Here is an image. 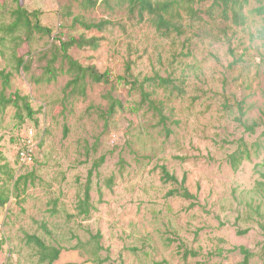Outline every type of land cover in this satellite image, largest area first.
Wrapping results in <instances>:
<instances>
[{
    "label": "rangeland",
    "instance_id": "rangeland-1",
    "mask_svg": "<svg viewBox=\"0 0 264 264\" xmlns=\"http://www.w3.org/2000/svg\"><path fill=\"white\" fill-rule=\"evenodd\" d=\"M82 1L0 0V36L19 6L41 11L52 28L31 38L19 32L0 45V70L11 73L7 87L0 81V182L9 194L0 204V264H46L29 242L33 235L61 248L54 264H242L240 246L253 253L249 264H264V178L255 167L264 161V15L252 12L258 0L244 7L243 25L225 19L211 0H190L180 35L162 34L148 15L138 21L120 0L92 8ZM74 15L114 24L86 30L72 24ZM82 34L100 37L99 48L69 53L109 72L111 82L88 78L85 95L73 92L60 55L56 80L42 81L59 40ZM20 57L28 70L18 66ZM156 74L181 88L155 96L165 103L169 135L153 111L137 108L141 94L131 84ZM16 93L28 97L33 117L21 102H2ZM110 97L122 103L113 114ZM239 103L243 119L257 122L255 132L237 120ZM31 126L34 161L20 165L21 136ZM245 145L251 157L234 170L229 155ZM101 157L84 217L78 201ZM162 164L179 180L187 175L195 199L168 195L180 184L162 181Z\"/></svg>",
    "mask_w": 264,
    "mask_h": 264
},
{
    "label": "trees",
    "instance_id": "trees-1",
    "mask_svg": "<svg viewBox=\"0 0 264 264\" xmlns=\"http://www.w3.org/2000/svg\"><path fill=\"white\" fill-rule=\"evenodd\" d=\"M211 7L219 9L221 15L227 19L231 20L235 25H243L246 23L247 15L244 12V7L250 2L249 0H211ZM108 3L109 0H104ZM260 3L257 7L252 9L253 13L258 15H264V0H258ZM98 3V0H83V8H92L95 7ZM120 3H127V8L129 13L139 17L138 21H144L145 16L148 15V20L164 35H171L176 33L178 35L184 32L182 19L183 13L181 9L185 8V4H190V0H120ZM189 10L196 14V11L190 5ZM41 11L33 10L30 11L25 7L19 6L18 8L12 11V21L10 23H2L1 30L4 31V35L0 36V45L4 44L8 37L12 41H17L20 35H17L19 32H24L27 38H31L33 33H39L44 35H49L52 33V28L43 25L40 19ZM73 25H81L86 30H97L104 31L108 28L109 25L114 24V21L110 19H102L100 21H88L83 18L81 15H74L72 19ZM100 37L91 36L86 37L84 34L79 37L70 36L66 40H59V44L55 45V49L52 53V57L48 59L47 65L44 68L43 75L41 80L45 82H52L56 80L58 76V68L55 67L54 63L58 58V55L61 56L62 62L65 63L67 71L71 73L72 79L68 82V85L72 87L73 92H79L82 95L86 93V87L88 85L87 79H91L94 82H111V76L109 72H100L96 66L88 65L85 66L75 59L70 53L69 50L72 47L85 48L90 47L92 49H97L100 46ZM18 66L22 67L24 70H28L30 66L28 61L24 57L18 58ZM11 73L6 72L5 70H0V81L2 85L7 87L10 83ZM134 88L139 89L141 94V100L137 105V108L146 107L148 110L153 111V113L159 118V123H161L164 128L167 130V135L170 134V130L167 127L168 117L165 115V103L163 100L156 98L155 96L158 93L159 89L171 90L177 89L181 91V88L176 85L175 81L170 77H162L158 74L144 77L142 80L135 79L131 82ZM111 105L109 108V114H113L116 110V106H121L122 103L116 100L113 97H110ZM2 102L12 103L14 105H19V102L22 103V106L26 109L29 116L33 117L35 111L31 107L28 97L15 94V97H6L2 96ZM239 111L241 115L237 117V120L245 128L246 131L251 133L255 132L257 125L256 121L249 123L247 119H243L245 116V111L243 104H238ZM22 149V144L20 143V148L17 152L18 162H19V152ZM251 157V151L247 145L245 147H239L238 150L229 155V162L234 170H238L240 164L244 158ZM104 162V157H101L99 160L94 162L93 167L88 172V178L84 185V194L78 201L77 209L78 214L84 217H87L90 212L93 204L91 202V190H92V177L94 171ZM20 164V163H19ZM258 172L262 178H264V161L255 165ZM161 171V179L165 183H179V187L172 189L168 192L170 196H179L186 199H195L194 195L186 186L187 175L184 174L182 179L179 178L168 169L167 165H159ZM13 173V171H12ZM13 178V175H9ZM21 178L20 177L14 182V186L18 185ZM1 179V178H0ZM1 181V180H0ZM107 185L112 186L114 178L110 177L107 180ZM7 181L0 182V204H6L9 199V194L6 190ZM242 232V231H241ZM243 231L242 233H244ZM29 242L35 243L39 250V260L41 263L54 264L61 254V248L54 245L47 244L44 240L36 235L29 236ZM3 241H0V248L2 247ZM241 253L244 255L242 264H249L250 259L253 256V253L246 248L245 246L239 247Z\"/></svg>",
    "mask_w": 264,
    "mask_h": 264
},
{
    "label": "built area",
    "instance_id": "built-area-1",
    "mask_svg": "<svg viewBox=\"0 0 264 264\" xmlns=\"http://www.w3.org/2000/svg\"><path fill=\"white\" fill-rule=\"evenodd\" d=\"M36 131L31 126L27 129L25 135L21 136L22 149L19 152L20 165L30 164L34 161L35 146H36Z\"/></svg>",
    "mask_w": 264,
    "mask_h": 264
}]
</instances>
